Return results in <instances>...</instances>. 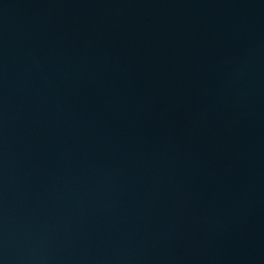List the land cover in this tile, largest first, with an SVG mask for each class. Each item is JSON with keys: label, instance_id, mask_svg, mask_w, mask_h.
I'll list each match as a JSON object with an SVG mask.
<instances>
[{"label": "water", "instance_id": "1", "mask_svg": "<svg viewBox=\"0 0 264 264\" xmlns=\"http://www.w3.org/2000/svg\"><path fill=\"white\" fill-rule=\"evenodd\" d=\"M0 264H264V0H0Z\"/></svg>", "mask_w": 264, "mask_h": 264}]
</instances>
